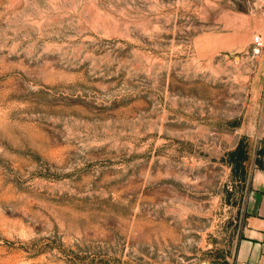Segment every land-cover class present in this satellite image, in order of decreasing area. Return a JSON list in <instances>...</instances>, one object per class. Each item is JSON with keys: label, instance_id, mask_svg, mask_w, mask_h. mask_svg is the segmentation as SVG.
Here are the masks:
<instances>
[{"label": "rangeland", "instance_id": "374dc122", "mask_svg": "<svg viewBox=\"0 0 264 264\" xmlns=\"http://www.w3.org/2000/svg\"><path fill=\"white\" fill-rule=\"evenodd\" d=\"M263 31L264 0H0V264H233Z\"/></svg>", "mask_w": 264, "mask_h": 264}, {"label": "crops", "instance_id": "0c3cea01", "mask_svg": "<svg viewBox=\"0 0 264 264\" xmlns=\"http://www.w3.org/2000/svg\"><path fill=\"white\" fill-rule=\"evenodd\" d=\"M261 40L262 46L256 58L264 86V31ZM260 109V114L250 120L248 130L242 132L254 139L258 138L257 147L262 151L256 153L261 158V163L250 174L249 188L243 203L242 228L235 245L233 264H264V97L260 102Z\"/></svg>", "mask_w": 264, "mask_h": 264}, {"label": "built area", "instance_id": "2783aa9c", "mask_svg": "<svg viewBox=\"0 0 264 264\" xmlns=\"http://www.w3.org/2000/svg\"><path fill=\"white\" fill-rule=\"evenodd\" d=\"M251 43H252V50L253 53H256L260 47L262 46V40H261V36L257 33L252 35V39H251ZM264 139V136H263ZM243 264H249V263H243Z\"/></svg>", "mask_w": 264, "mask_h": 264}, {"label": "trees", "instance_id": "16d2710c", "mask_svg": "<svg viewBox=\"0 0 264 264\" xmlns=\"http://www.w3.org/2000/svg\"><path fill=\"white\" fill-rule=\"evenodd\" d=\"M241 139H245V138H240L239 140ZM244 146L242 147V144H237L236 145V149L234 150L233 154H234V157H236L237 159H245L246 157V153H245V149H243ZM258 151H262V149L258 150Z\"/></svg>", "mask_w": 264, "mask_h": 264}]
</instances>
